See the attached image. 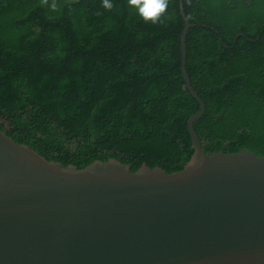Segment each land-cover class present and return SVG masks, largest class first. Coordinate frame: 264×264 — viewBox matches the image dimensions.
<instances>
[{
    "label": "trees",
    "instance_id": "trees-1",
    "mask_svg": "<svg viewBox=\"0 0 264 264\" xmlns=\"http://www.w3.org/2000/svg\"><path fill=\"white\" fill-rule=\"evenodd\" d=\"M112 2L57 0L51 11L0 0V131L62 167L115 159L180 171L198 104L180 71L179 0L155 25ZM181 2L202 149L264 158V0Z\"/></svg>",
    "mask_w": 264,
    "mask_h": 264
},
{
    "label": "water",
    "instance_id": "water-1",
    "mask_svg": "<svg viewBox=\"0 0 264 264\" xmlns=\"http://www.w3.org/2000/svg\"><path fill=\"white\" fill-rule=\"evenodd\" d=\"M179 11L180 71L198 104L189 160L172 173L115 159L62 167L0 131V264H264V158L202 149L181 0Z\"/></svg>",
    "mask_w": 264,
    "mask_h": 264
},
{
    "label": "clouds",
    "instance_id": "clouds-1",
    "mask_svg": "<svg viewBox=\"0 0 264 264\" xmlns=\"http://www.w3.org/2000/svg\"><path fill=\"white\" fill-rule=\"evenodd\" d=\"M169 0H127L130 9H134L136 15L144 23L153 25L162 23L166 18ZM40 6H48L51 11L58 10L57 0H52L49 5L48 0H40ZM101 7L106 11H111L114 7L112 0H101Z\"/></svg>",
    "mask_w": 264,
    "mask_h": 264
},
{
    "label": "bare ground",
    "instance_id": "bare-ground-1",
    "mask_svg": "<svg viewBox=\"0 0 264 264\" xmlns=\"http://www.w3.org/2000/svg\"><path fill=\"white\" fill-rule=\"evenodd\" d=\"M139 169V168H138Z\"/></svg>",
    "mask_w": 264,
    "mask_h": 264
}]
</instances>
